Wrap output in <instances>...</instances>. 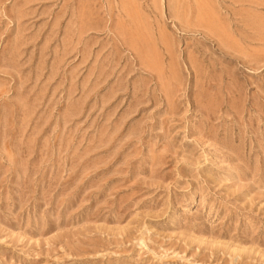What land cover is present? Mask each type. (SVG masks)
Here are the masks:
<instances>
[{"label":"rangeland","instance_id":"374dc122","mask_svg":"<svg viewBox=\"0 0 264 264\" xmlns=\"http://www.w3.org/2000/svg\"><path fill=\"white\" fill-rule=\"evenodd\" d=\"M0 264H264V0H0Z\"/></svg>","mask_w":264,"mask_h":264},{"label":"bare ground","instance_id":"6f19581e","mask_svg":"<svg viewBox=\"0 0 264 264\" xmlns=\"http://www.w3.org/2000/svg\"><path fill=\"white\" fill-rule=\"evenodd\" d=\"M238 1H239V0H238ZM183 2H184V1H183ZM186 2H187V1H186ZM234 2H235V0H234ZM181 3H182V2H181ZM171 9H172V8H171ZM203 9H204V12L207 11V10L209 11V9H207V7H206V10H205V8H203ZM203 9H202V10H203ZM179 11H180V10H179ZM197 11H198V10H197ZM199 12H200V11H199ZM209 13H210V12H209ZM209 13H208V14H209ZM197 15H199V14H197ZM201 15H202V14H201ZM202 16H203V15H202ZM202 16H201V17H202ZM204 16H205V14H204ZM177 17H178V16H177ZM208 18H209V17H208ZM208 18H206V19H208ZM180 19H181V18H180ZM210 20H211V18H210ZM210 20L206 23V26H207L208 28H210V29H213V26H214V25L217 26V24H214V22L212 21L213 19H212L211 21H210ZM188 21H189V20H188ZM186 22H187V20H186ZM204 24H205V23H204ZM213 24H214V25H213ZM187 26H188V25H187ZM217 27H218V26H217ZM217 27H216V28H217ZM214 28H215V27H214ZM205 29H206V28H205ZM206 30H207V29H206ZM214 30H215V29H214ZM210 32H211V31H210ZM216 32H217V31H216ZM213 34H214V33H213ZM225 34H226V33H225ZM214 35H215V34H214ZM218 35H219V34H218ZM216 36H217V34H216ZM221 37H222V36H221ZM162 38H163V37H162ZM218 39H219V38H218ZM166 41H167V39H166ZM165 44H166V43H165ZM166 45L168 46V41H167V44H166ZM166 45H164V47H165ZM168 47H169V46H168ZM165 48H166V47H165ZM167 49H168V48H167Z\"/></svg>","mask_w":264,"mask_h":264}]
</instances>
